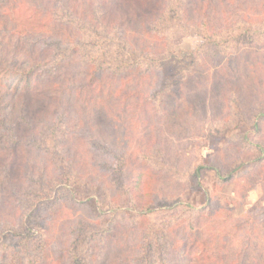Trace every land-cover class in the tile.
I'll list each match as a JSON object with an SVG mask.
<instances>
[{"label": "trees", "instance_id": "obj_1", "mask_svg": "<svg viewBox=\"0 0 264 264\" xmlns=\"http://www.w3.org/2000/svg\"><path fill=\"white\" fill-rule=\"evenodd\" d=\"M8 1L0 264H264V207L234 215L264 190V0H50L32 32L12 17L23 0ZM195 35L197 49L176 50ZM199 73L222 77L208 138L224 144L181 168L163 145L168 101ZM116 97L142 116L143 148L110 133L101 112ZM230 185L236 200L223 203Z\"/></svg>", "mask_w": 264, "mask_h": 264}, {"label": "rangeland", "instance_id": "obj_2", "mask_svg": "<svg viewBox=\"0 0 264 264\" xmlns=\"http://www.w3.org/2000/svg\"><path fill=\"white\" fill-rule=\"evenodd\" d=\"M12 2L17 5L15 0ZM12 2L9 0L7 3L11 9L14 6ZM21 5L13 9V20L19 22L28 32H32L33 23L39 22L41 14L50 8L51 2L50 0H23ZM3 20L1 19L2 22ZM201 44L202 38L199 36L186 37L180 40L176 50L192 51ZM254 78L247 77L251 81ZM258 78L259 80L264 79L260 75ZM217 79L221 80V75L199 73L185 82L181 90L169 98L168 106L177 110L170 121L168 120L164 129L163 145L168 156L181 168L206 162L224 144V139L208 138L209 126L216 120L220 108L221 86L217 83ZM43 108L45 107L40 102L33 101L31 104L32 115L37 116ZM96 108H100V105L98 104ZM102 109L101 113L106 117L109 116L113 123V126L110 124L111 134L114 136L123 135L132 149L145 146L149 131L142 124V116H136L130 107L122 105L118 97L111 98L107 107H102ZM91 112L93 113L95 110L92 109ZM112 129L114 130L112 131ZM212 179L213 173H204L202 179L204 187L212 189ZM161 190L166 194L172 192L168 183ZM234 191L235 185L225 186L219 190L217 196L223 203L233 202L236 200ZM257 207H264V190L258 183L253 185L245 198L244 205L236 209L234 215L246 217L250 211Z\"/></svg>", "mask_w": 264, "mask_h": 264}]
</instances>
